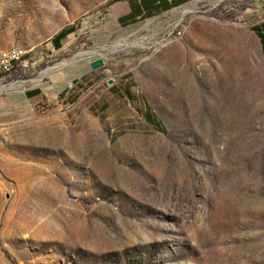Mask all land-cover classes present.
<instances>
[{"label": "rangeland", "instance_id": "rangeland-1", "mask_svg": "<svg viewBox=\"0 0 264 264\" xmlns=\"http://www.w3.org/2000/svg\"><path fill=\"white\" fill-rule=\"evenodd\" d=\"M129 11L0 0V264H264V0Z\"/></svg>", "mask_w": 264, "mask_h": 264}, {"label": "trees", "instance_id": "trees-1", "mask_svg": "<svg viewBox=\"0 0 264 264\" xmlns=\"http://www.w3.org/2000/svg\"><path fill=\"white\" fill-rule=\"evenodd\" d=\"M127 1L130 7V11L124 16L119 18L122 21V23L125 20L134 19L139 14H142V13L150 14L151 12H154L157 10H160V11L166 10L172 6H176V5H179L185 2L186 0H127ZM261 25H264V23H262ZM252 30H254L257 36L260 38V42L262 44V50L264 54V37L259 35L257 26H253ZM39 92H40L39 89H34L32 91H26V94L28 96H31Z\"/></svg>", "mask_w": 264, "mask_h": 264}, {"label": "crops", "instance_id": "crops-1", "mask_svg": "<svg viewBox=\"0 0 264 264\" xmlns=\"http://www.w3.org/2000/svg\"><path fill=\"white\" fill-rule=\"evenodd\" d=\"M261 24L260 25H256V26L258 27L259 35L264 37V25H261ZM75 38H76V28H75V26H73L72 24L65 25L63 28H61L59 31H57L51 37V39L46 44V48L51 54H55V53H58V52L65 51L66 48H67V45L69 43L73 42L75 40ZM260 44H261V42H260ZM261 49H262V44H261ZM262 52H263V50H262ZM34 89H38V88H34ZM34 89H32V90H34ZM32 90H29V91H32Z\"/></svg>", "mask_w": 264, "mask_h": 264}, {"label": "built area", "instance_id": "built-area-1", "mask_svg": "<svg viewBox=\"0 0 264 264\" xmlns=\"http://www.w3.org/2000/svg\"><path fill=\"white\" fill-rule=\"evenodd\" d=\"M24 56L21 52H1L0 49V81L11 74L19 62H23Z\"/></svg>", "mask_w": 264, "mask_h": 264}, {"label": "water", "instance_id": "water-1", "mask_svg": "<svg viewBox=\"0 0 264 264\" xmlns=\"http://www.w3.org/2000/svg\"><path fill=\"white\" fill-rule=\"evenodd\" d=\"M103 64V60L102 59H97V60H95V61H93L92 63H91V66L93 67V68H96V67H98V66H101ZM76 82V79H74V83Z\"/></svg>", "mask_w": 264, "mask_h": 264}, {"label": "bare ground", "instance_id": "bare-ground-1", "mask_svg": "<svg viewBox=\"0 0 264 264\" xmlns=\"http://www.w3.org/2000/svg\"><path fill=\"white\" fill-rule=\"evenodd\" d=\"M21 52L23 53V55H26L27 51H25L24 49L22 48H17V49H13V50H9V51H3V52Z\"/></svg>", "mask_w": 264, "mask_h": 264}]
</instances>
